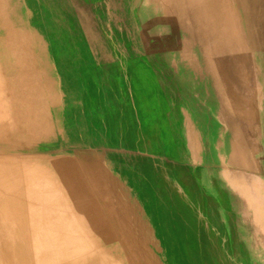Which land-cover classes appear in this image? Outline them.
Here are the masks:
<instances>
[{"label": "rangeland", "instance_id": "1", "mask_svg": "<svg viewBox=\"0 0 264 264\" xmlns=\"http://www.w3.org/2000/svg\"><path fill=\"white\" fill-rule=\"evenodd\" d=\"M261 50L264 0H0L6 264H264V103L212 96Z\"/></svg>", "mask_w": 264, "mask_h": 264}, {"label": "crops", "instance_id": "2", "mask_svg": "<svg viewBox=\"0 0 264 264\" xmlns=\"http://www.w3.org/2000/svg\"><path fill=\"white\" fill-rule=\"evenodd\" d=\"M251 54H230L228 56L229 59L220 60L219 74L223 78L224 83H213L212 96L216 103L221 105L224 102L232 107L236 105L238 106L236 110H239L240 113H249L253 105L264 103V50L255 51ZM0 83H2L1 78ZM2 109L0 103V111ZM209 126L212 127L209 129L213 132L215 128L221 129L220 118L214 117ZM185 143L188 147L187 151H190V140L185 138ZM85 187L90 191L89 194L82 198L85 200V212L87 211V214L93 216L92 210H90L93 204V192L89 190V184L86 183ZM72 200L77 213L78 200L76 201L75 198H72Z\"/></svg>", "mask_w": 264, "mask_h": 264}, {"label": "bare ground", "instance_id": "3", "mask_svg": "<svg viewBox=\"0 0 264 264\" xmlns=\"http://www.w3.org/2000/svg\"><path fill=\"white\" fill-rule=\"evenodd\" d=\"M5 164H7V163H2V164H0V167H4L5 166ZM12 189H14V188H12ZM14 192H15V190H13ZM12 191V192H13ZM30 201H32V200H30V199H28V197H27V199H25V203L26 204H29L30 203ZM18 205V204H17ZM36 205V204H35ZM10 206V205H9ZM31 207H29L28 208V215H29V219H28V222H29V224H30V226L31 227H33L34 229H36L37 228V226L39 225V223H40V221H41V219H40V217L38 216L39 215V212L43 215V212L41 211V210H34V209H30ZM33 208V207H32ZM14 211H13V210ZM12 209H11V215H12V217H15V219H13V220H10V221H7V222H2V221H0V231L1 230H3V231H5L6 233L8 232V233H11L10 235L8 234V236H9V239H11V242H12V244L10 245V247H9V249H6V250H9V252L7 253V255H6V259H4V258H1L0 257V264L2 263H4V264H6L7 263V261L9 262V259H10V257H11V255H14L15 254V251H14V246H15V243H14V241H17L19 238H17L18 236H15L13 233H14V230H15V223L17 222V217H19V214H20V208H18L17 206H16V204L15 203H13V205H12ZM34 215L36 216V217H34ZM59 223V222H58ZM60 224V223H59ZM54 227H55V229L56 230H60V229H57L58 227H59V225H54ZM0 233H3V232H0ZM47 239H45V241H46ZM45 243H49V242H45ZM7 247V246H6ZM46 248L48 249V254H46L47 256L45 257V259H46V261L47 262H49V264H51V263H53L57 258H58V260L61 258V256H59L60 255V251L63 249V248H66L65 246H61V245H46ZM68 250V249H67ZM8 256H9V259H8ZM59 256V257H58ZM57 257V258H56ZM56 258V259H55ZM56 264H78V263H76V261H69V260H65V259H60L59 260V262L58 263H56Z\"/></svg>", "mask_w": 264, "mask_h": 264}]
</instances>
